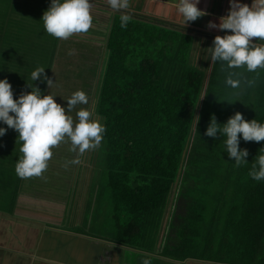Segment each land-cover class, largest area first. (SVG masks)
Wrapping results in <instances>:
<instances>
[{
  "label": "trees",
  "instance_id": "obj_1",
  "mask_svg": "<svg viewBox=\"0 0 264 264\" xmlns=\"http://www.w3.org/2000/svg\"><path fill=\"white\" fill-rule=\"evenodd\" d=\"M51 3L0 0V80H9L16 99L31 92L28 82L34 83L31 75L38 68H47L52 80L58 66L70 68L71 56L62 51L66 41L44 28ZM28 12L39 18L24 25ZM123 15L131 16L126 30ZM216 37L156 16L115 14L101 52L104 64L79 76L91 88L85 93L93 117L107 129L101 176L89 191L99 210L108 215V209L112 232L96 233L92 228L103 232L106 221L86 218L93 234L177 261L264 264V182L250 176L264 155V142H244L241 136L249 163L237 167L224 141L206 135L214 116L224 124L239 112L249 122L264 123V70L237 69L255 86L228 88L233 70L211 61ZM201 38L208 56L198 64L194 51ZM36 86L48 94L43 77ZM18 136L9 129L0 138V212L11 216L29 206L22 195L34 178L16 173L22 156ZM74 181L78 186L80 179Z\"/></svg>",
  "mask_w": 264,
  "mask_h": 264
},
{
  "label": "clouds",
  "instance_id": "obj_2",
  "mask_svg": "<svg viewBox=\"0 0 264 264\" xmlns=\"http://www.w3.org/2000/svg\"><path fill=\"white\" fill-rule=\"evenodd\" d=\"M200 3L201 0H178L175 7L183 17L184 28L190 22L208 15L199 8ZM107 4L113 10L122 12L130 9L131 0H107ZM92 6L93 0H52L42 19L47 34L67 41L75 35L88 33L94 24ZM130 22V15L121 16V27L125 30ZM209 28L229 33L217 36L211 48L212 63L225 65V71L233 70L228 74L226 86L237 92L243 85L254 87L255 80L249 81L235 70L246 68L249 73L264 70V0H254L251 6L232 0L229 15L222 18L219 25L211 23ZM255 38H259V41L255 42ZM46 69L40 67L32 73L34 83L28 82L31 92L26 91L19 99H16L9 80H0V124L6 125L0 128V138L9 129L19 134L17 143L22 145V156L18 160L16 173L21 179L42 178L53 158V149L59 148L62 143L70 140L73 146L71 151H78L79 156L83 157L88 151L101 146L107 131L89 110L77 113L78 122L70 115L79 106L90 103L84 91L76 92L66 100L68 107L65 108L57 103L60 96L53 95L51 91L46 94L36 86L41 77L49 89L55 83L48 77ZM206 135L221 138L237 167L246 166L250 152L241 149V136L244 142H264V123L256 119L249 122L239 112L224 124L214 116ZM71 163L79 165L82 160L76 159ZM250 176L258 183L264 182V155L258 156ZM143 264H152V261L145 259Z\"/></svg>",
  "mask_w": 264,
  "mask_h": 264
},
{
  "label": "rangeland",
  "instance_id": "obj_3",
  "mask_svg": "<svg viewBox=\"0 0 264 264\" xmlns=\"http://www.w3.org/2000/svg\"><path fill=\"white\" fill-rule=\"evenodd\" d=\"M103 3L107 4V0H101ZM176 1V0H174ZM172 2H168L167 4L164 3V17L166 16H172L173 14H179L178 10H175V6L171 5ZM131 4L135 5V7L139 9H144V11H148L147 13L154 14L157 4L153 1L149 0H131ZM162 2L160 3V5ZM108 5V4H107ZM143 6H147L148 9L143 8ZM101 8V7H100ZM101 10V9H100ZM111 10V9H110ZM103 11V9H102ZM110 13L112 21L114 20L115 14L117 15V11H113ZM132 11V10H128ZM105 12V11H103ZM109 12V11H107ZM158 12V11H157ZM159 13V12H158ZM26 19L24 20V25L29 24L30 21L34 20L35 18H39L32 14L31 12H28V15H25ZM114 16V17H113ZM155 16V15H152ZM160 17L161 16H157ZM162 17L163 19H165ZM181 19L183 17L180 15ZM111 21V24H112ZM221 22V19H218L216 17H210L204 16L200 18L196 22H190L189 25L193 27H200L203 28V30H207L208 32L214 33L218 36V33L216 31H220L219 29H210L209 25L211 23H215L219 25ZM110 24V26H111ZM198 25V26H197ZM92 31V30H90ZM224 32V31H220ZM228 33V32H227ZM91 35L89 37V35ZM108 32H100L98 37H93L91 32H88L86 34H78L73 36L72 40H74L73 44V54L70 57V68L69 66H58L56 69L58 71V74L54 76V84L51 89L48 90V94H50V91L57 97V103L62 104L65 108L68 107V103L66 100L70 99L75 92H79V87L82 84H85L83 87L84 92H89L91 88L88 86V82L83 81V79H79L80 73L84 70L88 71H96L98 68H100L101 65L104 63V55L102 56V50L105 48ZM201 37H204L202 35ZM107 38L104 42L103 39ZM206 38V37H205ZM209 40L208 38H206ZM69 44L65 43V48L63 53L67 51V46ZM73 55L75 59L73 60ZM208 56L207 47L204 45V39L198 40L197 46L194 51V59L199 64L200 62L206 60ZM64 69V70H62ZM62 70V72H60ZM90 104L88 105H81L79 106L75 112L70 113V115L77 120L78 122V116L77 113L81 110H89L90 111ZM95 116V115H94ZM94 119L98 120L102 124V120L100 118L93 117ZM72 143L69 140L67 143H62L59 148L53 149L54 155L52 160L49 162V168L44 173L43 177H34L31 179V181H27V191L24 192L22 195V198H26V202L28 205L38 206V204L33 203L32 201L27 200V196L31 195L33 193L41 192L43 193V204L45 206H48V210L50 212H55L57 209L62 208V213L64 214V222H65V229H74L76 226L74 225H80L82 230L84 232L88 231V227H85V220L87 218L88 221L91 220L92 223L96 221L98 224H103L104 221H106L105 225H102L100 227H105V231H100L95 229V226L92 228L93 231L96 233L104 236L109 237L111 236L112 232V222L110 220L109 211L107 209L108 215L104 214V210H99V207H97V198L95 199V196H92L91 201V192L89 191L90 187L96 186V183L99 182L97 178L101 176V166L103 163V155L105 152V142L103 141L101 146L96 150H90L88 151L83 157L79 156V153H73L71 151L72 149ZM76 159L82 160V163L79 165H76L74 163H71L72 161H75ZM76 178L80 179V183L77 186L76 182L74 181ZM72 180L74 184L72 183ZM76 186L77 194L72 192V189L74 186ZM26 189V187H25ZM71 193L73 195H71ZM33 198L31 197V200ZM31 209V207L29 206ZM33 208V207H32ZM27 209V208H26ZM56 209V210H55ZM73 209V210H72ZM72 210V211H71ZM99 210V211H98ZM60 211V210H58ZM19 218L24 219V217H27L26 212H24V209L20 210ZM14 217H17L15 214L13 216V219H9L6 217H0V230L7 229L9 225H15L17 224L19 226L18 222H21V220H16ZM72 220V221H71ZM68 221H71L68 222ZM73 224V226L71 225ZM77 230V229H76ZM10 231H13L10 229ZM74 231V230H73ZM198 262V261H197Z\"/></svg>",
  "mask_w": 264,
  "mask_h": 264
},
{
  "label": "crops",
  "instance_id": "obj_4",
  "mask_svg": "<svg viewBox=\"0 0 264 264\" xmlns=\"http://www.w3.org/2000/svg\"><path fill=\"white\" fill-rule=\"evenodd\" d=\"M149 1L157 4L154 14L147 13L148 11L136 8L132 4H130L129 10L151 16L157 14L162 18L165 12L163 10L166 8L164 3L172 2V6L178 3V0ZM239 2L251 6L254 0H239ZM231 3L232 0H201L199 8L208 13L206 15L208 18L222 19L229 15ZM143 8L148 9L147 6H143ZM110 9L113 10L101 0H93L94 24L92 31H89L93 37H98L100 32L109 33L112 21L110 15L112 11ZM175 10L178 9L175 7ZM165 19L181 24L183 21L178 14L166 16ZM216 32L221 33L218 36L229 34L226 31L223 33ZM107 38H104L103 42ZM258 41L259 38H255V42ZM74 42L72 39L66 41L69 45L67 46L68 50L63 53L67 54L65 57L72 56ZM42 194L37 192L33 193L32 196H27V200L38 204V206L29 205L31 209L29 206L27 209L25 208L24 212H26L27 217H24V219L18 217L20 210L17 211V217L14 218L21 220V222H18L19 226L17 224L14 226L9 225L7 229L0 230V264H143L145 259H150L152 264H225L192 259L177 261L158 254H147L136 249L120 246L109 239L98 237V234L92 233L91 227H88V232L85 233L81 230L79 224L74 225L76 226L75 229L74 227L72 230L65 229L63 209H55V212H50L49 207L43 204L44 195ZM13 216L0 212V217L13 219ZM71 221L68 222L71 223ZM71 225L73 226V224ZM10 229L13 231H10Z\"/></svg>",
  "mask_w": 264,
  "mask_h": 264
}]
</instances>
